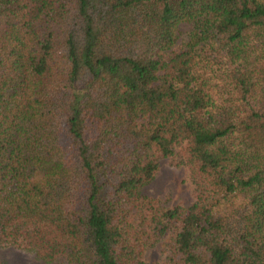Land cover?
<instances>
[{
    "label": "trees",
    "instance_id": "1",
    "mask_svg": "<svg viewBox=\"0 0 264 264\" xmlns=\"http://www.w3.org/2000/svg\"><path fill=\"white\" fill-rule=\"evenodd\" d=\"M213 45L220 87L198 73ZM183 140L197 200L138 202ZM166 233L161 264H264V0H0V244L147 264Z\"/></svg>",
    "mask_w": 264,
    "mask_h": 264
},
{
    "label": "rangeland",
    "instance_id": "2",
    "mask_svg": "<svg viewBox=\"0 0 264 264\" xmlns=\"http://www.w3.org/2000/svg\"><path fill=\"white\" fill-rule=\"evenodd\" d=\"M192 28L193 24L189 21L179 23L173 48H181L187 44ZM254 46L262 47L257 43ZM254 46H251V55L260 51ZM217 51L221 52L220 55ZM200 59L205 62V66L198 73L208 80L215 78L217 86H222L220 79L232 70L234 64L230 63L215 45L207 47ZM188 146V140H183L174 147L171 155L164 157L157 153L158 169L154 177L140 188L138 202L146 204L148 201H153L156 207L166 209L175 206H190L197 200L206 180L195 170L188 153ZM241 202L242 198L239 195L230 194L221 197L219 208L223 214H229L232 210L230 206L232 204L239 206ZM171 235L166 233L155 242H150L145 246L143 259L147 264H161L166 260L173 248ZM63 261L59 259L49 263L40 258L32 249L0 244V264H62Z\"/></svg>",
    "mask_w": 264,
    "mask_h": 264
}]
</instances>
